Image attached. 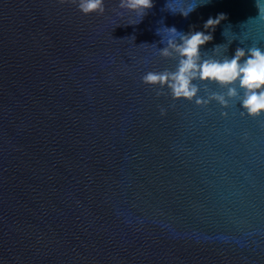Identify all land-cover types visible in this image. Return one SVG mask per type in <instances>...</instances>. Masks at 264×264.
Masks as SVG:
<instances>
[{
    "label": "water",
    "instance_id": "obj_1",
    "mask_svg": "<svg viewBox=\"0 0 264 264\" xmlns=\"http://www.w3.org/2000/svg\"><path fill=\"white\" fill-rule=\"evenodd\" d=\"M117 2L0 0V264H264V113L142 81L176 64L162 18L187 32L226 13L202 47L230 26L231 55L264 47V5L154 0L129 24Z\"/></svg>",
    "mask_w": 264,
    "mask_h": 264
},
{
    "label": "clouds",
    "instance_id": "obj_2",
    "mask_svg": "<svg viewBox=\"0 0 264 264\" xmlns=\"http://www.w3.org/2000/svg\"><path fill=\"white\" fill-rule=\"evenodd\" d=\"M72 2L85 15L105 12V0ZM174 2L175 0H166L164 7L173 14L178 12L187 17L198 6L208 4L211 0H183V7H173ZM153 4L154 0H118L117 9L133 12L137 18L129 24H135L139 23ZM256 5L260 12L264 0H256ZM116 14L121 15L122 12L116 11ZM224 19L226 13L219 12L203 21V30L190 26L189 31L185 32L175 25L163 24L162 18L161 26L155 31L166 46L157 49L161 56L175 58L176 64L174 69L148 71L142 76V81L159 85L156 91L158 96L162 94L161 89L167 88L173 99L194 101L198 105L215 100L225 107L236 102L241 115L255 116L264 113V47L256 44L237 46L231 55L227 54L229 44L234 39L228 35L232 33L230 26L221 32L226 37V42L215 43L211 49L202 47L214 39L216 26ZM210 85H215L222 91L212 90ZM202 88L206 98L199 95ZM163 114L164 109H161V115Z\"/></svg>",
    "mask_w": 264,
    "mask_h": 264
}]
</instances>
